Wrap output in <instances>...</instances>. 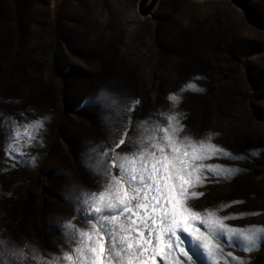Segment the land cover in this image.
I'll use <instances>...</instances> for the list:
<instances>
[{"label":"rangeland","instance_id":"374dc122","mask_svg":"<svg viewBox=\"0 0 264 264\" xmlns=\"http://www.w3.org/2000/svg\"><path fill=\"white\" fill-rule=\"evenodd\" d=\"M176 112L221 150L187 204L233 230L175 255L264 264V0H0V264H73L109 171Z\"/></svg>","mask_w":264,"mask_h":264},{"label":"snow or ice","instance_id":"6c2138e0","mask_svg":"<svg viewBox=\"0 0 264 264\" xmlns=\"http://www.w3.org/2000/svg\"><path fill=\"white\" fill-rule=\"evenodd\" d=\"M177 99L170 94V101ZM180 116L179 112L168 116V124L160 129L163 135L150 148L121 163L118 175L109 171L107 188L92 205L95 213L102 215L89 218L91 230L79 234L86 236L87 242L75 249L77 260L71 254L67 260L73 264H158L159 256L161 264L169 258L172 264H186L175 255L177 249L188 261L194 257L199 260L196 250L213 252L214 238L231 242L223 231L233 230L222 222L227 217L218 218L212 211L202 215L187 204L189 195H202L189 193V189L202 184L206 169L214 168L202 161L221 150L214 143L181 135L185 125ZM124 143L120 139L118 146ZM110 163L115 166L116 161ZM246 239L250 245L247 250L256 246L255 235ZM10 264L28 262L19 259Z\"/></svg>","mask_w":264,"mask_h":264}]
</instances>
